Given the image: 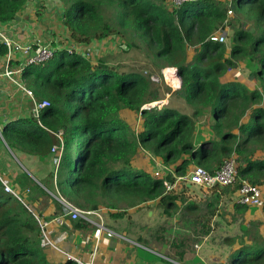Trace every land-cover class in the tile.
Here are the masks:
<instances>
[{
  "label": "trees",
  "instance_id": "1",
  "mask_svg": "<svg viewBox=\"0 0 264 264\" xmlns=\"http://www.w3.org/2000/svg\"><path fill=\"white\" fill-rule=\"evenodd\" d=\"M30 1L0 0V24L14 22ZM61 2L70 38L61 39L62 48L52 45L56 51L51 60L28 66L22 75L35 99L49 105L40 121L21 118L2 132L12 151L58 158L57 170L48 182L37 183L22 173L13 183L21 194L31 189L29 208L7 193L0 179V264H51L50 246L33 212L42 214L32 208V201L35 206L47 199L62 212L58 199L63 198L84 211H117L120 219L154 204L168 214L180 210L181 203L188 214L200 212L188 186L167 193L163 180L137 166L142 151L177 176L195 167L213 174L226 161L235 160L236 182L208 190L212 200L199 217L206 219V235L212 232L224 199L232 203L234 218L251 212L237 199L243 181L264 190V0H190L180 7L171 0ZM229 27L231 49L210 41L214 34L227 35ZM130 37L146 45L157 61H165V67L178 70L181 88L171 97L178 96L193 115L169 105L144 110L162 100L158 91H151L148 77L104 59L94 61L70 47L71 41L88 46L119 39L121 52L122 43L128 49L138 48L128 42ZM0 53L6 55L7 48L0 45ZM238 65H243L247 78L235 76ZM133 114L139 117L138 133L131 122ZM54 147L62 150L54 152ZM167 180L173 183L172 176ZM256 209L264 217V204ZM243 223L246 237L233 242L227 264H264V221ZM75 226L90 227L84 220ZM136 240L152 250L146 240ZM172 248L177 260L165 256L184 262L187 246Z\"/></svg>",
  "mask_w": 264,
  "mask_h": 264
},
{
  "label": "crops",
  "instance_id": "2",
  "mask_svg": "<svg viewBox=\"0 0 264 264\" xmlns=\"http://www.w3.org/2000/svg\"><path fill=\"white\" fill-rule=\"evenodd\" d=\"M62 12L63 4L61 0H31L18 15L21 17V21L0 24V30L21 46L44 42L52 43L53 46L57 45V48H62L61 39L70 38V33L62 22ZM96 44L103 45L106 43L97 42ZM70 47L76 48L80 52L79 48L82 45H76L71 41ZM6 55L0 53V73H4L6 70ZM23 61L24 56L21 51L15 52L10 61V68L18 69L21 67ZM21 80L26 85L23 76ZM32 107V101L17 85L12 83L7 77L0 78V170L7 176L6 179L14 184H16V179L22 173L28 174L34 181L40 183L48 179V176L50 178V174L56 173L57 170L58 158L56 159L55 156L50 155L49 157L40 158L12 151L2 135L7 124L21 118L31 117ZM15 188L20 192L17 186ZM190 189L192 191V188ZM28 190L24 192H28ZM25 195L28 196L27 194ZM199 198L201 199V197ZM50 206L45 212H41V214L43 218L52 220L55 218L54 214L56 212L60 214L62 212L52 203H50ZM140 211H137L134 215L131 214L130 218L127 213L126 217L122 219L115 216L117 211L112 210L109 211L110 213L106 211L109 216H107L106 212H103L104 223L111 230L117 232L118 236L108 238L104 234L99 240L95 238L96 230L93 227L77 228L75 226V222L77 221L70 219L65 220L61 225L52 222L49 226V231L51 237L58 243L56 247L59 250L48 249L50 263L58 264L66 262L68 261L66 254H69L86 264H169V262L162 260L163 258H159L160 256L155 253V258L157 259L151 261L137 249L138 247H142L148 253H152L150 251H153H148L147 246L138 243L135 240L136 238H132L134 233L138 231L135 230L134 220L135 218H140L141 215L138 214ZM260 214L263 215L262 213ZM128 220H130L129 224H131L129 226H127ZM120 235L124 238H119ZM76 253L84 254L85 258ZM158 253L160 254L161 252L158 251ZM161 254L164 255L163 253ZM89 257L90 259L86 260Z\"/></svg>",
  "mask_w": 264,
  "mask_h": 264
},
{
  "label": "rangeland",
  "instance_id": "3",
  "mask_svg": "<svg viewBox=\"0 0 264 264\" xmlns=\"http://www.w3.org/2000/svg\"><path fill=\"white\" fill-rule=\"evenodd\" d=\"M226 32L228 38L226 40L225 45L228 49H231L232 31L230 27ZM129 40L130 41L128 42H133L139 45V47L134 48L132 46L128 49L124 47L122 43L121 52V50L119 49L120 41L119 39H116L109 42L108 44L103 45L96 44L97 42H94L93 44L88 46L82 45L79 50L81 53L85 54L86 57L91 58L94 61L104 59L112 65H119V67L122 68L124 71L138 72L148 77L151 82V91H158V95L162 99L161 101H159L161 105H158V102H155L152 105L149 104L150 108L156 106L161 107L164 105H169L184 112L185 114H188L190 116L193 115L192 108L187 106L181 99H179L178 96L174 95L171 97V94H174L177 91L180 79L177 75L170 77L172 75H167L166 73L167 70H169L170 68L172 70L175 69H173L172 67H165L167 65L165 61H157L150 53L146 45H144L139 39H132L130 37ZM116 42L118 43V48L116 46ZM238 68V70L236 69L237 72H233L235 76L247 78L242 74V69H244L243 65H238ZM147 108H149V106ZM138 119L139 117L137 116V114L131 115V122L133 124V127L135 128L136 133L140 131V121H137ZM136 163L138 167L143 168L145 171H148L153 176L155 175V171L159 170L158 164H161L158 158L144 151L137 155ZM50 175H52V173ZM3 177L6 178L7 176L3 174ZM162 177H166L165 172H162ZM48 180L50 181L49 176L48 179H46L45 181L48 182ZM10 183L15 187L12 182ZM50 185L51 183L49 182V186ZM24 193L27 194V192ZM48 194L52 197H55L50 192H48ZM21 195L24 198L25 202L27 200H30V192L26 197H24L23 194ZM191 195L194 202L196 201V203L201 207V211L195 214H188L187 211H185L184 209V203H181V205L179 206L180 210H178L177 212H173L172 214L166 213L165 209H163L162 207L155 206V204L152 206H141L139 209L129 211L134 215V212L137 213V211L141 210L138 213L141 215L140 218H135L134 220L135 230H138L136 233H134V236L138 240H146L148 242V246L153 251L155 250V252L157 253L159 251L174 260H177L174 255L176 249L172 248V246H180L181 243H183L184 246H187V249L189 251L185 257V261L182 262L184 264H227L228 257L232 252L233 248L235 247L232 246L233 242H242L243 239L246 237L242 231V225H244L243 222L249 219H254V221L263 222L264 217L260 214L261 211L252 209L251 212L247 213L246 217L240 218L241 216L237 214V218H234V216L229 210L232 206V203H230L229 200L224 199L221 203H219V216L213 219L212 221V232L209 235H206L205 228L203 227L205 225L206 219L199 217H202L206 213L209 205L207 203H209L212 199L211 197H207L208 190L199 188L198 186L192 187ZM199 197H201V199ZM42 199H45V197H43ZM34 202L35 201H32V208L34 207L33 209L36 212L40 211L43 213L49 207H51V202H49V200L47 199H45V201L42 203H37L38 205L36 204L35 206L33 204ZM189 203L190 201L188 202V204ZM118 204L121 205V203L119 202ZM102 211L109 212L110 210L104 209ZM130 213H128L129 218L131 216ZM107 216H109L108 213ZM69 218L70 217H67L65 219L67 220ZM199 221H202V223H200ZM129 222L130 220L127 221V226L131 225L129 224ZM115 233L118 236V233ZM134 236H132V238L135 239ZM50 238L52 239L55 245L58 244L52 237ZM119 238L124 237L120 235ZM49 248L55 249L52 246H50ZM137 249L141 253H143L149 260L153 261L157 259L155 258L156 256L154 255L153 251H150L153 253L152 254L148 253L142 247H138ZM76 254L85 258L84 254ZM68 255L69 254H66L67 259L72 260V258H68ZM89 259L90 257L86 260Z\"/></svg>",
  "mask_w": 264,
  "mask_h": 264
},
{
  "label": "built area",
  "instance_id": "4",
  "mask_svg": "<svg viewBox=\"0 0 264 264\" xmlns=\"http://www.w3.org/2000/svg\"><path fill=\"white\" fill-rule=\"evenodd\" d=\"M173 4L177 7H180L186 4L190 0H171ZM232 14V11L229 12V15ZM227 35L225 34H214L210 37V41L212 42H219V43H226ZM0 45H3L7 48V63H6V70L4 73H0L1 77H7L11 80L12 83L17 85L21 91H23L28 98L32 101V109H31V117L40 121V115L44 108H46L49 103L48 102H38L35 99V96L32 91H30L26 85H24L21 77L23 72L28 66L34 64H40L51 60L54 57L56 49L53 48L52 43H37L33 45H26L21 46L16 44L11 38H9L3 31L0 30ZM21 51L24 56V61L21 64V67L18 69H11L10 68V61L15 52ZM149 106V108H147ZM146 106L145 108L151 109L150 105ZM154 108V107H153ZM41 124V123H40ZM61 151L62 147L58 149L54 147V152ZM60 156V153H59ZM159 165V170L155 171V177L164 181V186L166 187L167 192H171L173 190H179L182 186H198L199 188L209 190L215 186H231L236 182L237 170H236V162L233 159H230L224 163V165L215 173H210L202 167H195L190 170L186 175L177 176L173 173L170 167L165 166L162 162ZM162 172L166 173V177H162ZM172 176L173 183L169 182L167 178ZM0 179L5 187V191L7 193L12 194L16 199L22 202L27 208H29L28 200L25 202L24 198L22 197L21 193L12 186L9 181L3 177L2 172L0 171ZM30 191L28 190L27 195ZM26 197L25 194H23ZM58 201L62 204L63 209L61 215L55 217L52 220L44 221L43 218L39 217L38 214L34 212V216L38 221L43 238L45 242L59 250L56 245L53 243L51 237V233L49 231V226L52 222H56L58 225L63 224L66 220L65 218L70 217V220L78 221L84 220L87 222L91 227L95 228V238L97 240L104 234L108 237H116L117 234L112 231L103 220L104 213L102 210L97 211H84L73 204L67 202L63 198H59ZM237 203L240 205L249 206L250 208H260L264 204V193L260 187L255 185H251L248 182L243 181V185L239 190ZM158 256L162 257L165 260H168L171 264H183L176 262L167 258L166 256L154 252ZM68 258H72L74 262L77 264H86L82 260L72 257L68 255ZM92 264V263H91Z\"/></svg>",
  "mask_w": 264,
  "mask_h": 264
},
{
  "label": "clouds",
  "instance_id": "5",
  "mask_svg": "<svg viewBox=\"0 0 264 264\" xmlns=\"http://www.w3.org/2000/svg\"><path fill=\"white\" fill-rule=\"evenodd\" d=\"M175 69V72H176V75L178 76V70L176 69V68H174ZM179 77V76H178ZM179 79H180V81H181V78L179 77ZM181 88V87H180ZM180 88L179 89H177V90H180ZM155 103V102H154ZM153 104V103H152ZM152 104H150V105H152ZM158 105L160 104V102L158 101V103H157ZM149 105V104H148ZM148 105H145L144 107H143V109L144 110H146L147 108H145L146 106H148ZM161 105V104H160ZM156 107H159V106H156ZM161 107H163V106H161ZM160 107V108H161ZM155 108V107H154ZM144 152H146V151H144ZM160 162H162L161 160H159ZM163 163V162H162ZM164 164V163H163ZM165 165V164H164ZM166 166V165H165ZM167 167H169V166H167ZM154 177H155V175H154ZM156 178V177H155ZM158 179V178H157ZM189 188H192L191 186H189ZM167 192V191H166ZM167 193H169V192H167Z\"/></svg>",
  "mask_w": 264,
  "mask_h": 264
},
{
  "label": "bare ground",
  "instance_id": "6",
  "mask_svg": "<svg viewBox=\"0 0 264 264\" xmlns=\"http://www.w3.org/2000/svg\"><path fill=\"white\" fill-rule=\"evenodd\" d=\"M167 75L169 74V75H172V76H170V77H173V76H176V74H175V70H172L171 68L169 69V70H167V73H166ZM181 87V81H180V83H179V85H178V89Z\"/></svg>",
  "mask_w": 264,
  "mask_h": 264
},
{
  "label": "water",
  "instance_id": "7",
  "mask_svg": "<svg viewBox=\"0 0 264 264\" xmlns=\"http://www.w3.org/2000/svg\"><path fill=\"white\" fill-rule=\"evenodd\" d=\"M21 20H22V19H21L20 16H16L15 21H21Z\"/></svg>",
  "mask_w": 264,
  "mask_h": 264
}]
</instances>
